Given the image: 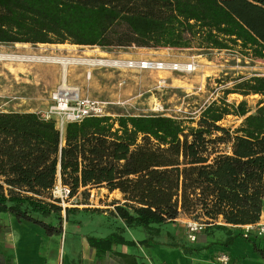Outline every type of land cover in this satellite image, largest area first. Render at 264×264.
I'll use <instances>...</instances> for the list:
<instances>
[{
  "label": "trees",
  "instance_id": "trees-1",
  "mask_svg": "<svg viewBox=\"0 0 264 264\" xmlns=\"http://www.w3.org/2000/svg\"><path fill=\"white\" fill-rule=\"evenodd\" d=\"M16 44L236 51L264 63V0H0V45ZM234 91L195 120L105 115L67 123L63 134L35 113L0 112V214L60 236L90 191L105 189L120 195L105 207L126 228L143 230L144 247L180 217L228 235L258 222L264 76L242 79ZM232 93L243 99L228 102ZM250 95L259 96L254 108ZM229 116L238 126L221 124ZM58 184L69 191L66 203L80 196L79 203L53 198ZM88 242L97 250L135 246L117 234Z\"/></svg>",
  "mask_w": 264,
  "mask_h": 264
},
{
  "label": "rangeland",
  "instance_id": "rangeland-1",
  "mask_svg": "<svg viewBox=\"0 0 264 264\" xmlns=\"http://www.w3.org/2000/svg\"><path fill=\"white\" fill-rule=\"evenodd\" d=\"M22 45H0V112L39 116L55 105L53 96L65 92L100 103L106 115L162 114L187 122L191 118L197 119L205 106L224 97L225 92H235L234 85L240 80L264 75L263 62L241 58L236 51L135 47L102 50L71 44H26L23 48ZM42 50L46 53H40ZM41 56L53 62H38ZM142 60L192 64L195 70L182 73L127 67L129 61ZM242 99L235 93L227 96L228 102ZM258 99V96H248L249 106L254 108ZM239 122L229 116L221 124L234 128ZM52 196L63 201V207L81 200L79 196L66 203L58 185ZM88 200L89 205L79 206L81 211L73 212L68 223L86 225L94 210H111H106L105 206L120 200V196L105 189H92ZM106 218L112 225L122 226L112 214L107 213ZM126 235L136 239L144 233L141 228H133ZM183 236L187 237V233ZM229 251L238 258L237 264H264L260 250L254 248L252 240L236 238ZM150 253L156 262L190 264L166 247L154 246Z\"/></svg>",
  "mask_w": 264,
  "mask_h": 264
},
{
  "label": "crops",
  "instance_id": "crops-1",
  "mask_svg": "<svg viewBox=\"0 0 264 264\" xmlns=\"http://www.w3.org/2000/svg\"><path fill=\"white\" fill-rule=\"evenodd\" d=\"M78 209L81 211L79 206ZM104 210H94L86 225L64 221L60 236H48L36 225L0 214V264H168L166 261L156 262L152 259L150 251L154 246L174 250L190 264H214L221 252L229 254L234 262L239 261L229 251L236 239L230 245L226 244L228 237L239 233L238 227H231L230 235L225 231L205 229L191 243L183 236V233H187L184 223L188 220L180 217L174 224L163 225L160 235L153 237L148 247H144L138 244L147 237L144 232L143 237H127L129 229L123 224L112 225L106 218L110 210ZM62 215L64 218V214ZM259 221H264V203ZM112 234L134 242L135 246L112 245L97 250L88 242L89 238L104 239ZM249 240H252L254 248L260 250L264 258V239Z\"/></svg>",
  "mask_w": 264,
  "mask_h": 264
},
{
  "label": "built area",
  "instance_id": "built-area-1",
  "mask_svg": "<svg viewBox=\"0 0 264 264\" xmlns=\"http://www.w3.org/2000/svg\"><path fill=\"white\" fill-rule=\"evenodd\" d=\"M127 67L140 71H170L182 73H189L195 70L192 64L181 65L179 63H165L153 60L129 61ZM53 101H55V105L49 108V110L41 113L39 117L43 120L54 121L56 128L61 134L67 123L79 122L84 118L102 117L106 115L100 103L79 96L60 97L59 94H57L53 96ZM59 188L64 192L66 197L69 193L68 189L60 186ZM184 225L187 231V239L191 243L196 241L197 234L202 232L205 228L204 224L190 220L186 221ZM238 230L241 237L246 240L251 238L264 239V221L239 226ZM214 264L237 263L231 259L229 254L221 252L217 255Z\"/></svg>",
  "mask_w": 264,
  "mask_h": 264
},
{
  "label": "bare ground",
  "instance_id": "bare-ground-1",
  "mask_svg": "<svg viewBox=\"0 0 264 264\" xmlns=\"http://www.w3.org/2000/svg\"><path fill=\"white\" fill-rule=\"evenodd\" d=\"M17 46L19 45V44H16ZM23 46V48H25V45H22ZM20 48V47H19ZM22 48V49H23ZM27 48V47H26ZM64 50V49H63ZM69 50V49H68ZM25 51V50H24ZM59 51V50H58ZM40 52V51H39ZM43 52H45L46 53V50H42L40 53H43ZM26 56V55H25ZM28 57V56H27ZM31 58V57H30ZM39 60L40 61H38V62H50L51 60H49V59H47V58H42V56L41 57H39ZM53 61H51L50 63H52ZM54 64V63H53ZM59 64H61V63H59ZM113 66H116V64H114ZM59 96L60 97H69V96H74L73 95V93H65V92H61V93H59Z\"/></svg>",
  "mask_w": 264,
  "mask_h": 264
}]
</instances>
